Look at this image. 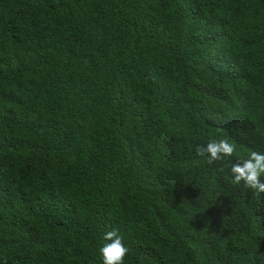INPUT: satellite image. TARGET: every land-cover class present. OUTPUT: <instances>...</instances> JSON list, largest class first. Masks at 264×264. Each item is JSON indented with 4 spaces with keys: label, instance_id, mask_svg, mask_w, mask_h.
I'll use <instances>...</instances> for the list:
<instances>
[{
    "label": "trees",
    "instance_id": "1",
    "mask_svg": "<svg viewBox=\"0 0 264 264\" xmlns=\"http://www.w3.org/2000/svg\"><path fill=\"white\" fill-rule=\"evenodd\" d=\"M251 151L264 0H0V264H264Z\"/></svg>",
    "mask_w": 264,
    "mask_h": 264
},
{
    "label": "clouds",
    "instance_id": "2",
    "mask_svg": "<svg viewBox=\"0 0 264 264\" xmlns=\"http://www.w3.org/2000/svg\"><path fill=\"white\" fill-rule=\"evenodd\" d=\"M237 147L227 137L212 139L206 145H197L195 154L204 157L208 165L225 161L236 154ZM224 172L223 166L219 168ZM231 182L235 185L243 184L259 197L264 194V152L251 151L246 158L237 159L230 166ZM104 240L108 241L99 249L103 264H125L129 253L128 247L123 242V237L117 229L106 232Z\"/></svg>",
    "mask_w": 264,
    "mask_h": 264
}]
</instances>
